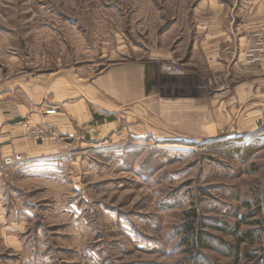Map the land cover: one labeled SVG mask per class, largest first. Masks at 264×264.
<instances>
[{
    "label": "rangeland",
    "instance_id": "1",
    "mask_svg": "<svg viewBox=\"0 0 264 264\" xmlns=\"http://www.w3.org/2000/svg\"><path fill=\"white\" fill-rule=\"evenodd\" d=\"M252 30L264 60V0H0V92L121 63L153 83L61 158L0 159V264H229L245 233L238 264H264V67L235 91Z\"/></svg>",
    "mask_w": 264,
    "mask_h": 264
},
{
    "label": "crops",
    "instance_id": "2",
    "mask_svg": "<svg viewBox=\"0 0 264 264\" xmlns=\"http://www.w3.org/2000/svg\"><path fill=\"white\" fill-rule=\"evenodd\" d=\"M254 31L239 43L235 61L237 77L251 76L252 83L244 80L243 85H237V97L248 95L264 67L260 42ZM146 79L141 65L121 63L105 69L91 84L77 85L73 94L70 87L52 81L50 84L43 83L45 87L39 82H31L25 90L27 98L18 97L13 90L0 92V159L12 155L22 156L24 162L61 158L89 125H94L100 133H108L114 124L113 113L141 101L152 92L153 83H148ZM144 87L148 88L147 94ZM221 95L223 97L224 92ZM93 112L104 114L103 119L94 120ZM43 127L58 131L65 140L52 143L48 138L40 139L32 135L33 129Z\"/></svg>",
    "mask_w": 264,
    "mask_h": 264
},
{
    "label": "trees",
    "instance_id": "3",
    "mask_svg": "<svg viewBox=\"0 0 264 264\" xmlns=\"http://www.w3.org/2000/svg\"><path fill=\"white\" fill-rule=\"evenodd\" d=\"M144 93L147 94L148 93V88L144 87ZM93 116H94V120L95 119H103V115H99L97 112H93ZM245 150V149H244ZM239 151V150H238ZM246 151H250L249 149H246ZM255 151H250L246 154V156L248 155V157L252 154H254ZM247 238H251V233H245L242 234L241 236L237 237V244L233 245L232 247H228V252L227 255L231 258V262L229 264H238L239 261V251H238V246L239 243H241L242 241H244ZM195 244L197 246H199L200 248H210L212 247L208 241L203 238V234L197 233V235L195 236Z\"/></svg>",
    "mask_w": 264,
    "mask_h": 264
},
{
    "label": "built area",
    "instance_id": "4",
    "mask_svg": "<svg viewBox=\"0 0 264 264\" xmlns=\"http://www.w3.org/2000/svg\"><path fill=\"white\" fill-rule=\"evenodd\" d=\"M87 129H88V132H91L94 130V128L91 126H89ZM31 133L37 138H40V139L48 138V139H51L53 142H61L63 140V137L58 133V131L47 128V127L33 129ZM22 161L23 160L19 156H15L14 158L7 157L5 159V163L7 164L19 163Z\"/></svg>",
    "mask_w": 264,
    "mask_h": 264
}]
</instances>
